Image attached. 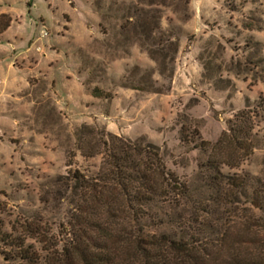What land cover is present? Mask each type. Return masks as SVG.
<instances>
[{
    "label": "rangeland",
    "instance_id": "1",
    "mask_svg": "<svg viewBox=\"0 0 264 264\" xmlns=\"http://www.w3.org/2000/svg\"><path fill=\"white\" fill-rule=\"evenodd\" d=\"M28 1L0 0V28L18 13L17 37L0 36V264H18L21 247L45 264L80 214L98 243L133 229L127 214L78 210L75 174L128 199L108 180L124 146L113 136L138 148L130 166L161 164L188 188L143 209L145 233L264 217L248 203L264 194V0Z\"/></svg>",
    "mask_w": 264,
    "mask_h": 264
},
{
    "label": "trees",
    "instance_id": "2",
    "mask_svg": "<svg viewBox=\"0 0 264 264\" xmlns=\"http://www.w3.org/2000/svg\"><path fill=\"white\" fill-rule=\"evenodd\" d=\"M8 26L9 23H5L0 31L7 29ZM111 141L113 148H119L116 141L124 146L120 147L121 154L115 152L119 172L115 178L110 177L108 180L116 179L120 191L128 199L126 201L116 199L114 193L116 188L113 185L104 183L103 186L92 185L85 177L75 174L74 179L84 182L86 190L83 201L87 202V205L81 206L78 210L81 209L86 214L91 210L94 212L95 209L108 215L113 212L127 214L130 216L128 220L130 224L132 223L133 229L103 232L101 236L103 243H98L87 236V230L80 229V223L75 224L84 220L80 214L72 224L73 227L78 226L79 230L70 233L76 241L73 238V241L64 244L60 249L52 252L48 250V255L51 253L53 256L46 258L45 264H264L263 216L253 215L252 219L248 217L247 222H241L240 226H228L220 230L211 228L212 232L208 235L204 230L188 237L178 233H145L138 227L139 220L143 217V209L156 201L171 202L170 199L184 198L188 194V188L161 164L157 165V168L146 166L141 171L137 164L130 166L128 161L133 157V152H139L138 148L127 146L116 136H113ZM122 170L133 171V174L123 177ZM126 180L130 183L124 184ZM239 181H241L239 176H233L229 185L240 189L246 183ZM243 195L248 198L246 194ZM248 199V203L255 210L264 212L263 193L256 197L252 194ZM84 224L89 225V222L86 221ZM29 249L21 247L19 253L10 260L19 259L18 264H40V259H36L35 262L29 256Z\"/></svg>",
    "mask_w": 264,
    "mask_h": 264
},
{
    "label": "crops",
    "instance_id": "3",
    "mask_svg": "<svg viewBox=\"0 0 264 264\" xmlns=\"http://www.w3.org/2000/svg\"><path fill=\"white\" fill-rule=\"evenodd\" d=\"M32 2H33V0H29L28 2H27V4H26V6H27V8H28V10H30L31 8H32ZM7 12H4V10H1V12H0V16H6L7 14H6ZM23 13V12H22ZM18 13H17V10L15 9V8H12V11H11V16H8L7 17V19H8V21H9V26H8V28L7 29H5V30H1L0 31V36L1 37H4V38H6V35L7 34H9V33H12V31H14V23H15V21H16V15H17ZM27 15H25V16H28V18H30V19H32V17H31V14H32V12H28L27 11V13H26ZM23 15V16H24ZM20 16H22V15H19L18 17H20ZM14 33V36L15 37H17V35H16V33H15V31L13 32ZM0 52H2V58H4V56H5V54H4V48H2V50L0 49ZM0 84L1 85H3V86H6V81L5 80H3L2 79V77H1V75H0ZM3 86H1V88L3 87ZM0 88V89H1Z\"/></svg>",
    "mask_w": 264,
    "mask_h": 264
}]
</instances>
